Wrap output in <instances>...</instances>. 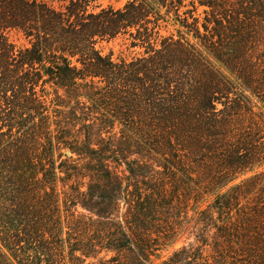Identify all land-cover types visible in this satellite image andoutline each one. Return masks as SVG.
<instances>
[{"label": "trees", "instance_id": "16d2710c", "mask_svg": "<svg viewBox=\"0 0 264 264\" xmlns=\"http://www.w3.org/2000/svg\"><path fill=\"white\" fill-rule=\"evenodd\" d=\"M258 105L264 0H0V264H264Z\"/></svg>", "mask_w": 264, "mask_h": 264}, {"label": "rangeland", "instance_id": "374dc122", "mask_svg": "<svg viewBox=\"0 0 264 264\" xmlns=\"http://www.w3.org/2000/svg\"><path fill=\"white\" fill-rule=\"evenodd\" d=\"M127 0H96V3L99 4L101 7H105L108 5H112L113 7H121ZM202 11V7L198 9V12ZM173 16L171 15L167 23H162L165 25V27H162L160 33L162 35H168L170 33L174 34L175 37L178 36V31L183 30L179 23L176 22ZM185 32V31H184ZM9 38L17 47H24L28 45L27 40L22 36L20 32L17 31H10L9 32ZM187 38H189L192 42L196 43V40L193 39L192 35H187ZM97 48L101 49L103 54H109L112 53L113 59H116L117 57H124L126 59H130L133 56L138 55L142 50L137 47H131L130 46V39L128 36H118L115 39L109 40V41H101L97 44ZM46 78V76H44ZM39 81V84L37 86V91L39 94H42L44 97H46L47 103L50 106L49 107V115L52 119L53 110L55 108H58L59 104H61L62 101H68V98L65 97L63 90L58 89L55 87L50 81L46 80ZM257 110L261 111L264 114V108L260 105L256 108ZM65 153L68 154V151H65ZM135 158V155H129L128 160H132ZM127 160V159H126ZM120 170H126V164L124 162L120 163ZM58 188H61V182L58 181ZM67 188V186L65 187ZM61 197V195H60ZM212 198L208 197L207 201L209 202ZM193 203V202H192ZM204 204H197L192 207V209L189 211V216H191L196 209L199 207H203ZM78 211L84 212L83 209L78 206ZM189 243H193V236L188 234L187 229H183L179 231L174 241L167 243L165 246H163L160 250L157 251V258H154V263L159 264L163 259H165L168 255L172 253L173 250L181 247L182 245H188ZM3 251H5V248H3ZM104 252H102L100 255H103ZM113 253H108V256L112 255Z\"/></svg>", "mask_w": 264, "mask_h": 264}]
</instances>
